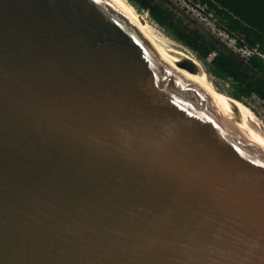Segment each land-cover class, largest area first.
Segmentation results:
<instances>
[{"label":"water","instance_id":"obj_1","mask_svg":"<svg viewBox=\"0 0 264 264\" xmlns=\"http://www.w3.org/2000/svg\"><path fill=\"white\" fill-rule=\"evenodd\" d=\"M198 63L116 0H0V264H264V140Z\"/></svg>","mask_w":264,"mask_h":264},{"label":"trees","instance_id":"obj_2","mask_svg":"<svg viewBox=\"0 0 264 264\" xmlns=\"http://www.w3.org/2000/svg\"><path fill=\"white\" fill-rule=\"evenodd\" d=\"M126 1L146 11L168 36L188 48L212 77L228 80L230 97L247 106V100L252 98L264 103V0H190L219 18L221 28L236 40L238 47L256 50L244 57L219 39L190 26L158 0ZM256 113L264 121V113Z\"/></svg>","mask_w":264,"mask_h":264},{"label":"rangeland","instance_id":"obj_3","mask_svg":"<svg viewBox=\"0 0 264 264\" xmlns=\"http://www.w3.org/2000/svg\"><path fill=\"white\" fill-rule=\"evenodd\" d=\"M159 2H162L164 5L171 8L184 22L189 24L192 27H195L202 31L204 34L219 39L222 43H224L226 46L228 45L227 42L221 39V37L218 35V32L221 31L220 29V22L221 20L219 18H216L213 16V14H209L205 11L204 7L200 5H194L190 2V0H158ZM139 11V10H138ZM140 12H144L147 16V18L153 22L154 27L163 35H166L169 39H172L170 36H168L164 30L159 27L149 16V14L141 10ZM173 40V39H172ZM175 41V40H173ZM176 42V41H175ZM177 43V42H176ZM179 44V43H178ZM181 45V44H180ZM182 46V45H181ZM229 46V45H228ZM227 46V47H228ZM199 65L203 67V65L199 62ZM204 68V67H203ZM205 69V68H204ZM216 79V78H215ZM223 91V94H225L227 97H230L228 95V89H229V81L223 80V79H216ZM233 98V97H232ZM242 104L243 102L240 101ZM248 104L250 106L247 107L256 117L261 121V123L264 125L263 119L256 113H264V103L257 100L256 98H252L250 101H248ZM244 105V104H243ZM252 107L254 109H252ZM255 110V111H254Z\"/></svg>","mask_w":264,"mask_h":264},{"label":"bare ground","instance_id":"obj_4","mask_svg":"<svg viewBox=\"0 0 264 264\" xmlns=\"http://www.w3.org/2000/svg\"><path fill=\"white\" fill-rule=\"evenodd\" d=\"M118 3H120L122 6H124L127 10H129L132 14H134L137 18H139L142 22H144L146 25L157 31L163 38H165L168 42H170L172 45H174L176 48H178L180 51L185 53L187 56H189L191 59H193L195 62L198 63V61L195 59V57L190 53V51L184 46H181L180 43H176L172 39H169L166 37V35H163L160 33L155 27L152 21H150L146 14L138 11L133 5L128 3L126 0H116ZM162 28V27H161ZM199 64V63H198ZM225 101L230 104H233L239 111L240 115L242 116V119L252 128V130L257 134L259 138L264 140V125L261 123V121L254 115L245 105H243L240 101H237L236 99L227 97L225 94ZM229 105V104H228Z\"/></svg>","mask_w":264,"mask_h":264},{"label":"built area","instance_id":"obj_5","mask_svg":"<svg viewBox=\"0 0 264 264\" xmlns=\"http://www.w3.org/2000/svg\"><path fill=\"white\" fill-rule=\"evenodd\" d=\"M221 31L218 32V35L221 37L222 40H224V42L226 41L227 45L232 51L238 53L240 56L244 57V56H248L254 52H256L255 49H250L247 47H238L236 45V40L229 36L223 29H220Z\"/></svg>","mask_w":264,"mask_h":264}]
</instances>
